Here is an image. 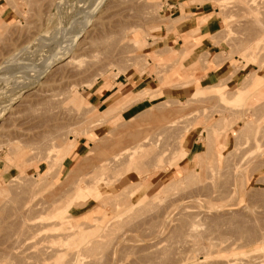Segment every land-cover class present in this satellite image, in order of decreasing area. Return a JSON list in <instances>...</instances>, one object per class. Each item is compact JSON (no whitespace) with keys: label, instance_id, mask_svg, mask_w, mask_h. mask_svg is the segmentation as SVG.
<instances>
[{"label":"rangeland","instance_id":"rangeland-1","mask_svg":"<svg viewBox=\"0 0 264 264\" xmlns=\"http://www.w3.org/2000/svg\"><path fill=\"white\" fill-rule=\"evenodd\" d=\"M10 1L15 19L0 16V264L33 258L41 237L48 251L57 248V261H50L55 264H264V95L257 93H264V86L256 74L264 69V0H102L92 6L90 22L83 7L88 0ZM174 3L181 10L202 5L212 11L215 31L210 39L218 54L210 58L204 53L184 64L188 46L175 60L178 52L172 46L158 49V36L179 20H171L169 5ZM56 34L61 35L59 43L49 44ZM258 36L251 59L249 46ZM71 37L76 41L69 57L46 68L37 82L11 90L12 80L5 76L22 73L15 66L2 67L10 55L41 65L55 48L65 49ZM228 59L247 72L238 84L229 88L220 81L205 89L193 78L194 69L214 68ZM170 71L183 81L169 83ZM150 76L156 81L153 87H193L195 82L196 88L179 99L158 97L159 90L130 92L142 86L135 78ZM104 81L128 84L120 99L98 110L86 95L93 84ZM143 99L150 100L137 103ZM128 107L130 115L123 118ZM190 131L202 150L187 164L182 161L187 155L181 154ZM47 173L50 178L44 177ZM258 174L263 176L254 181ZM79 187L89 194L100 189V195L110 197L69 210L76 216L72 222L86 221L92 234L82 254L71 238L46 242L63 231L44 219L61 211L67 200L75 205L83 199ZM131 188L139 190L128 198ZM117 201L123 203L119 209ZM43 224V236L31 238Z\"/></svg>","mask_w":264,"mask_h":264},{"label":"crops","instance_id":"crops-1","mask_svg":"<svg viewBox=\"0 0 264 264\" xmlns=\"http://www.w3.org/2000/svg\"><path fill=\"white\" fill-rule=\"evenodd\" d=\"M13 1V0H12ZM180 3H174L170 4L169 10L170 15H173L171 20L179 19L177 20L173 28L170 30L169 33H166L165 30L158 36L160 41L162 42V45L159 46L158 49L167 48L169 46L173 47L174 51H177L175 58L172 60H175L180 51L183 49V46H188V48L191 49L188 58H186L183 62L184 64H187V60L189 59H197L200 55L204 53H209L210 58L214 55L218 54L220 51H216V46L212 43L210 36L214 33L215 24L213 20V14L212 11L205 8L202 5H190V6H183V10H181ZM172 9H174V13H172ZM14 9L12 8V2L10 0H0V16L2 19L6 21L14 20ZM175 48V46H177ZM166 56H169L166 55ZM239 66L236 65V62L234 59H228L224 61L222 64L214 67V68H199L193 70V78L198 81L199 85L202 87H205V89L208 86L214 85L220 81H226L227 86L229 87L231 84L236 85L239 82L243 80L247 72L243 71V69H238ZM263 69V68H261ZM172 71V70H171ZM170 72L166 75V80H169V83H173L176 79L175 76H171ZM181 72V71H180ZM256 74L261 77V82L264 86V69L263 70H256ZM139 79V78H138ZM137 78L134 79V83L136 85H142L138 90H131L130 92L134 93L142 89H150V90H159L158 97L161 96H168V98H176L179 99L182 96H186L187 98L189 95H191L196 86L194 82V86L191 87L189 85L185 86H166V87H160L158 81V85L155 87L152 86V84H155L156 81L153 77H141L139 80ZM178 81H183L182 79ZM254 82V81H253ZM260 82V83H261ZM121 84L122 87H118V84ZM259 83V84H260ZM126 83L121 82H97L96 84H93L87 91V99L91 105H94L98 108V110H103L108 106V104L115 102L116 100L120 99L124 94L122 93V90H125ZM251 84V83H250ZM124 87V88H123ZM230 88V87H229ZM161 91V92H160ZM127 92V91H126ZM257 93H261L264 95L263 92L257 91ZM256 94V93H254ZM253 94V95H254ZM239 98V97H237ZM149 101L150 99H143L137 103H142L144 101ZM135 103V104H137ZM130 109L129 107L125 109L121 116L123 118H126ZM201 145L200 140L198 139V136L196 133H193V131H190L187 133L183 139V146L184 149L187 151V156L182 161H187V164L194 161V155L197 152H200L202 149H199V146ZM78 148H75L74 154H77ZM190 156L193 158L189 159ZM70 156H67L68 158ZM185 161V162H186ZM263 174H258L255 177L256 181L258 178H261Z\"/></svg>","mask_w":264,"mask_h":264},{"label":"bare ground","instance_id":"bare-ground-1","mask_svg":"<svg viewBox=\"0 0 264 264\" xmlns=\"http://www.w3.org/2000/svg\"><path fill=\"white\" fill-rule=\"evenodd\" d=\"M102 2V0H88V4H86V1H84V3H83V7H84V10H85V14H86V18H87V21L88 22H90V14H89V12H90V10L92 9V6H94V4L96 3V2ZM84 4H85V6H84ZM252 11V10H251ZM250 11V12H251ZM94 13V12H93ZM251 15V14H250ZM252 16V15H251ZM259 22V21H258ZM260 23V22H259ZM263 24V23H262ZM260 25V24H259ZM260 27H262V26H260ZM251 29H253V28H251ZM257 29V28H256ZM260 29V28H259ZM254 30H255V28H254ZM261 32H262V30H261ZM253 33V32H252ZM255 33V32H254ZM258 34V33H257ZM254 35V34H253ZM264 35V34H263ZM257 36V35H256ZM261 36V35H260ZM52 38H48L47 40V42H49V44L50 43H53L54 45H56V44H58L59 43V39H60V37H61V35H53V36H51ZM253 37V36H252ZM261 37H263V38H261ZM261 37H259L258 36V38H257V41L256 40H252L253 41V43L251 44V42H249L250 44H251V47L249 46V48H252V50H251V53H252V56H250L249 58H255L254 57V55H256L255 54V50H256V47L258 46V40H260L261 41V39H263L264 40V36H261ZM76 37H71V38H69L67 41H66V48L65 49H62V50H58V49H54V51H53V55L50 57V58H48L47 60H46V62H44L43 64H41V65H31V64H29V63H27V62H24L22 59H19V58H17V60L18 61H15L16 60V57H15V54H12V55H10V57H8L6 60H5V62H3L2 63V67H8V68H10V67H12V66H15V67H18L19 69H20V71H21V73H22V77H11V76H5V78L6 79H9V80H12L11 82V87H12V89L11 90H15V89H19L20 87H22V86H24V85H28V84H31V83H34V82H37L40 78H42V76H43V74H44V71L46 70V68H48V67H50V66H52V64H54L56 61H58V60H60V59H62V58H65V57H69L70 56V54H72V52H73V47H74V43H75V41H76V39H75ZM261 38V39H260ZM253 39V38H252ZM255 39V38H254ZM46 40V39H45ZM249 40V39H248ZM39 41H40V39H39ZM44 41V40H43ZM250 51V50H249ZM76 52V51H75ZM78 53V52H77ZM261 58V57H260ZM262 62V61H261ZM24 63H26V64H24ZM247 79V81H248V77L246 78ZM245 79V80H246ZM245 82V81H244ZM225 84V83H224ZM248 83L246 82V85H247ZM249 84H250V82H249ZM243 87V86H242ZM12 92V91H11ZM235 92V91H234ZM224 94V93H223ZM222 95V94H221ZM221 97H223V96H221ZM208 103V102H207ZM213 105V104H212ZM263 105V104H262ZM235 112V111H234ZM239 112V111H238ZM241 114V113H240ZM188 126V125H187ZM189 127V126H188ZM178 128V127H177ZM180 128V127H179ZM187 128V127H186ZM181 130H183V129H181ZM181 130H180V132H181ZM178 134V133H177ZM180 135V134H179ZM178 136V135H177ZM178 138V137H177ZM107 141V140H106ZM114 142V141H113ZM100 147V146H99ZM102 147V146H101ZM105 147V146H104ZM123 149V148H122ZM126 149V148H125ZM178 149V146H177V148H176V150ZM172 150H174V149H172ZM175 150V151H176ZM109 153V152H108ZM118 153V152H117ZM172 153V152H171ZM170 153V154H171ZM132 154V153H131ZM169 154V155H170ZM143 155V154H142ZM145 155V154H144ZM184 155H187V151L186 150H184V152L181 154V156H184ZM117 156V155H116ZM119 156V155H118ZM126 156V155H125ZM130 156V155H129ZM136 158V157H135ZM146 158H147V156H146ZM165 158V157H164ZM170 158V157H169ZM117 159V158H116ZM122 159V158H121ZM132 159V158H131ZM138 159V158H137ZM149 159V158H148ZM101 160H103V159H101ZM106 160V159H105ZM111 160V159H110ZM123 160H126V159H123ZM128 161H129V159H127ZM136 160V159H135ZM150 160V159H149ZM156 160V159H155ZM155 160H153V161H155ZM168 160V159H167ZM107 161V160H106ZM108 161H109V159H108ZM153 161H152V163H153ZM196 161H197V159H196ZM90 162V161H89ZM103 162V161H102ZM120 162V161H119ZM145 162H147L148 163V161H146V159H145ZM150 162V161H149ZM111 163V162H110ZM117 163V165H115V166H118V162H116ZM130 163V162H129ZM133 163V162H132ZM136 163V162H135ZM141 163H142V161H141ZM140 163V164H141ZM147 163H145L146 165H147ZM165 163V162H164ZM114 164V163H113ZM112 164V165H113ZM123 164V163H122ZM122 164H119V166L118 167H120ZM128 164V163H127ZM138 164H139V161H138ZM143 164V163H142ZM141 164V165H142ZM150 164V163H149ZM105 165V164H104ZM126 165V164H125ZM137 165V164H136ZM135 165V166H136ZM144 165V164H143ZM166 165V164H165ZM164 165V166H165ZM114 166V165H113ZM132 166V165H131ZM148 166V165H147ZM152 166V165H151ZM150 166V167H151ZM153 166H155V165H153ZM97 167H99V166H97ZM122 167H125V166H122ZM138 167V166H137ZM103 168H104V166H103ZM107 168V167H106ZM112 168V167H111ZM114 168H116V167H114ZM113 168V169H114ZM139 168V167H138ZM147 168V167H146ZM145 168V169H146ZM152 168V167H151ZM97 169V168H96ZM99 169V168H98ZM117 169H119V168H117ZM132 169V168H131ZM141 169H143V168H141ZM149 169V168H148ZM110 170V169H109ZM133 170V169H132ZM136 170V169H135ZM140 169H137V171L136 172H138ZM112 171V170H111ZM128 171V170H127ZM131 171V170H130ZM143 171V170H142ZM113 172V171H112ZM116 172V171H115ZM118 172V171H117ZM122 172H123V175H126V173H125V171H123V168H122ZM121 172V173H122ZM136 172H134V173H136ZM148 172V171H147ZM108 173H109V171H108ZM133 173V172H132ZM140 173H142L141 171H140ZM144 173H146L145 172V170H144ZM149 173V172H148ZM147 173V174H148ZM117 174V173H116ZM128 174H130V173H128ZM137 174V173H136ZM190 174V173H189ZM189 174H187V175H189ZM46 176H44L45 178H47V177H49L50 178V176H51V174H45ZM97 175H98V173H97ZM105 175H107V174H105ZM122 175V174H121ZM121 175H119V177L121 176ZM135 175V174H134ZM142 175H143V173H142ZM52 176H54V175H52ZM94 176V175H93ZM99 176V175H98ZM130 176V175H129ZM149 176V175H148ZM186 176V175H185ZM185 176L183 177V178H185ZM95 177H96V175H95ZM108 177H109V175H108ZM112 177H114V175L112 176ZM127 177V176H126ZM133 177V176H132ZM188 177V176H187ZM94 178V177H93ZM107 178V177H106ZM128 179H129V177H127ZM127 178H125L126 180H128ZM81 179V178H80ZM105 179V178H104ZM112 179H114V182L117 180L116 179V176H115V178H112ZM116 179V180H115ZM145 179V181H146V177L144 178ZM143 179V180H144ZM190 179V178H189ZM21 180V179H20ZM109 180V179H108ZM130 180H131V177H130ZM143 180H141L142 182H143ZM148 180V179H147ZM26 181V180H25ZM29 181V180H28ZM89 181V180H88ZM90 181H91V179H90ZM102 181H104L103 179H102ZM106 181V180H105ZM120 181V179L118 180V181H116V183L117 182H119ZM129 181V180H128ZM138 181V180H137ZM177 181H179V180H177ZM188 181V180H187ZM87 181L85 180V183H86ZM131 182V181H130ZM129 182V183H130ZM141 182V185L142 186H144L143 185V183ZM181 182H182V180H181ZM184 182H185V180H184ZM13 183V182H12ZM16 183V182H15ZM75 183V182H74ZM82 183H84L83 181H82ZM83 184V185H86V184ZM106 184H107V182H105ZM105 183L103 184V185H105ZM108 183H109V181H108ZM120 183H122L121 181L119 182V184ZM124 184H125V182H123ZM137 183V182H136ZM89 184V183H88ZM112 184V186H113V183H111ZM111 184H108V187H109V185H111ZM118 184V183H117ZM134 184V183H133ZM132 184V185H133ZM175 184V183H174ZM178 184H179V182H178ZM22 185V184H21ZM36 185V184H35ZM80 185V184H79ZM82 184H81V186H83ZM99 185V184H98ZM121 185V184H120ZM126 186H128V183H126L125 184ZM130 185V184H129ZM136 185V187H138V185H140V183L137 185V184H135ZM185 185V184H184ZM187 185V184H186ZM34 186V185H33ZM106 186V185H105ZM119 186V185H118ZM142 186H141V188H142ZM175 186V185H174ZM32 187V186H31ZM85 187V186H84ZM90 187V186H89ZM132 187H135L134 185L132 186ZM171 187V186H170ZM182 187V186H181ZM26 188V187H25ZM87 188V187H86ZM125 188V187H124ZM127 188H129V186L127 187ZM140 188V187H139ZM173 188V187H172ZM31 189V188H30ZM165 189H167V187L165 188ZM164 189V190H165ZM176 189V188H175ZM4 190V189H3ZM95 189H93V191H94ZM126 190V189H125ZM129 190H130V188H129ZM139 190V189H138ZM137 189L136 190H133L132 188H131V191H129V193L128 192H126V194L128 195V194H130V192H135L136 191V195H137V191H138ZM169 190V189H168ZM25 191V190H24ZM29 191V190H28ZM90 191V190H89ZM103 191H105V190H103ZM128 191V190H127ZM172 191V190H171ZM170 191V192H171ZM122 192V191H121ZM134 192H133V194H134ZM162 192V191H161ZM166 192V191H165ZM26 193V192H25ZM76 193V192H75ZM123 193H125V192H122V196L123 195H125V194H123ZM28 194H30V193H28ZM34 194V193H33ZM48 194V193H47ZM93 194V196H94V198L93 197H91V199H90V195H92ZM84 193L82 190H81V187H79V195H80V197H82L83 199H80V201H78V202H76L77 204H75V202H74V204L75 205H73L72 204V202L71 201H69V200H67V202L65 203V205H63V208L61 209V211H56L55 213L53 212V211H55L54 210V208L55 207H53V211H51V212H53L52 214H51V216L50 217H47V218H44L45 220L47 219H51L52 221H54L53 223H55L54 224V226H58L63 232L61 233V235L59 234V235H53L54 237H52V235H51V237L48 239L49 241H46V242H49V244H51V243H53V242H55L56 240H57V242H63V240L65 241V239H68V238H71V239H73L72 241L71 240H69V241H71L72 243H74V247H76L77 248V250L78 251H80V253H81V249H84L85 247V243H87L88 242V237H90V235H92V234H89V231H88V229H87V227L89 228V225L86 223V221L85 222H83V221H81V219L78 221V220H76V221H73L72 222V220L71 219H73V218H76V216H74V215H72L71 213H70V209H71V207H73V206H83V205H85V204H87V203H89L90 201H94V202H96V203H99V204H101V202L103 203V200L104 199H107V196L105 197L104 195H103V193H102V195H103V198L100 200V197H102V195H100V189H96V192L94 191V193ZM107 194V193H106ZM118 194H120V193H118ZM132 194V195H133ZM163 194V193H162ZM165 194H168V193H165ZM74 195V194H73ZM131 195V194H130ZM143 195V194H142ZM46 196V195H45ZM77 196H78V193H77ZM110 196V195H109ZM111 196H113V195H111ZM119 196H121V195H119ZM121 196V197H122ZM154 197H155V195H153ZM152 196V197H153ZM76 197V196H75ZM114 198H117V197H115V196H113ZM130 196L128 195V198H129ZM154 197L152 198V199H154ZM158 197V196H157ZM20 198V197H19ZM50 198V197H49ZM78 197H76V199H77ZM156 198V197H155ZM5 199V198H4ZM75 199V198H74ZM113 199V198H112ZM122 199H126L125 197H122ZM131 199V198H130ZM138 199H140V198H138ZM152 199H148V201H152ZM48 200V199H47ZM55 200V199H54ZM107 200H110V197H108V199ZM116 200V199H115ZM117 200H118V198H117ZM119 200H121L120 198H119ZM134 200V199H133ZM5 201V200H4ZM7 201V200H6ZM26 201V200H25ZM45 201V200H44ZM105 201V200H104ZM114 200H112V202H113ZM129 201V200H128ZM131 201V200H130ZM129 201V202H130ZM148 201L146 202V203H148ZM39 202H41V201H39ZM59 202V201H58ZM107 202H109V203H111L112 204V202L111 201H107ZM106 202V204L108 205L109 203H107ZM126 202V204H127V200L125 201ZM42 203V202H41ZM52 203V202H51ZM50 203V204H51ZM55 203V202H54ZM53 203V204H54ZM118 203H120V205L122 204L123 205V203H122V201H117V204H116V202L115 203H113L114 205L116 204V207L118 208V206H119V204ZM131 203V202H130ZM132 203H133V201H132ZM131 203V206L134 204H132ZM40 204V203H39ZM44 204V203H43ZM46 204V203H45ZM97 205V206H99L100 207V205ZM105 204V203H104ZM41 205V204H40ZM103 205V204H102ZM128 205V204H127ZM126 205V206H127ZM147 205V204H146ZM50 206V205H49ZM52 206V205H51ZM57 206V208H60L58 205H56ZM97 206H96V209L98 210V208H97ZM125 206V207H126ZM115 207V206H114ZM125 207H123V209H125ZM18 208V207H17ZM28 208V207H27ZM41 208V207H40ZM57 208H55L56 210H59V209H57ZM119 208H120V206H119ZM118 208V209H119ZM122 208V207H121ZM29 209V208H28ZM39 209V208H38ZM96 209H95V211H96ZM145 209V208H144ZM115 210V209H114ZM29 211V210H28ZM30 212V211H29ZM35 212V211H34ZM46 212V211H45ZM45 212H44V215H46L45 214ZM15 213V212H14ZM18 213V212H17ZM36 213V212H35ZM16 214V213H15ZM37 214V213H36ZM48 215V214H47ZM49 216V215H48ZM90 216V215H89ZM36 217V216H35ZM38 217V216H37ZM91 217V216H90ZM90 217L89 218H86V219H89L90 220ZM39 218H41V217H39ZM71 218V219H70ZM94 218V217H93ZM94 219H96V218H94ZM100 218L98 217V219L97 220H99ZM92 221V220H91ZM123 221V220H122ZM43 223V222H42ZM89 223V222H88ZM119 223H121V222H119ZM123 223V222H122ZM49 224V223H48ZM50 224H51V222H50ZM87 224V225H86ZM113 224V223H112ZM117 224V223H116ZM116 224H115V226H116ZM46 225V224H45ZM44 224H43V227H39L38 229H35V231L33 232V233H31L30 234V237L31 238H35V239H39L40 237H41V235H42V232H43V228H45L44 226H45ZM126 225V224H125ZM87 226V227H86ZM92 226V225H91ZM111 228V227H110ZM116 231V230H115ZM20 232V231H19ZM60 232V231H59ZM90 233H94V232H90ZM45 234V233H44ZM43 236V235H42ZM57 236V237H56ZM23 238V237H22ZM21 238V239H22ZM42 238V239H41ZM38 241H39V245H40V247H38V244H36L35 246H37V247H33L34 249H36L37 248V250H33V253H32V251H31V253L33 254V255H30L29 253H27L28 255H30L31 257L33 256V258L36 256V258L37 259H33V258H30V257H24L23 255V257H24V260L23 261H21V263L22 264H55V262L54 261H57V259H58V254H59V252H58V250H57V248L56 249H54V247H52L53 249H54V251L56 250L57 252H55V253H53V252H51V251H48V249L50 248H48L47 249V245L46 244H48V243H46V244H44V237H41ZM18 240H20L19 238H18ZM24 240V239H23ZM67 240V241H68ZM17 241V240H16ZM16 241H15V243L14 244H16ZM68 241V242H69ZM20 243V242H19ZM94 243V242H93ZM91 244H92V242H91ZM96 243H94V245H95ZM17 245V244H16ZM20 245V244H19ZM28 245V244H27ZM41 245H44V247H42ZM60 245H62V244H60ZM69 245H70V243H69ZM68 245V246H69ZM93 245V246H94ZM24 246V245H23ZM33 246V245H32ZM32 246L30 245V247L32 248ZM66 246V245H65ZM88 246L90 247V249H91V246L90 245H87V249H88ZM18 247V246H17ZM30 247L28 248V246L26 247V248H24L25 250H27V248L28 249H30ZM20 247H18V249H19ZM40 248V249H39ZM21 249V248H20ZM23 249V250H24ZM51 249V248H50ZM52 249V250H53ZM96 249V248H95ZM14 250V249H13ZM25 250L24 251H22V253L24 252L25 253ZM77 250H75V251H77ZM93 250V249H92ZM28 251V250H27ZM61 251V250H60ZM69 251V250H68ZM74 251V252H75ZM83 251V250H82ZM89 250H87V252H88ZM51 252V253H50ZM73 252V253H74ZM86 251H84V253H85ZM94 252V251H93ZM17 253V252H16ZM15 253V254H16ZM18 254V253H17ZM16 254V255H17ZM26 254V255H27ZM82 254V253H81ZM80 254V256H82ZM68 255H69V252H68ZM67 255V256H68ZM74 255H76V253L74 254ZM78 255V254H77ZM89 255V254H88ZM13 256V255H12ZM71 256H73V255H71ZM15 257V256H14ZM64 257V256H63ZM78 257V256H77ZM84 257H85V255H84ZM22 258V257H21ZM73 258H74V256H73ZM73 258H71V259H73ZM54 259V261H52L51 263H50V261L51 260H53ZM69 259V258H68ZM66 260V259H65ZM68 262V261H67ZM66 262V264H71L70 262H68L67 263ZM16 263H18V262H16ZM20 263V264H21ZM77 263V262H76Z\"/></svg>","mask_w":264,"mask_h":264}]
</instances>
